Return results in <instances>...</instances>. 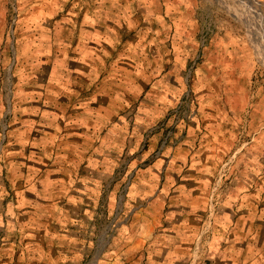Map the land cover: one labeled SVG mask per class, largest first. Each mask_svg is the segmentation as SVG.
Here are the masks:
<instances>
[{"label": "crops", "instance_id": "crops-1", "mask_svg": "<svg viewBox=\"0 0 264 264\" xmlns=\"http://www.w3.org/2000/svg\"><path fill=\"white\" fill-rule=\"evenodd\" d=\"M64 3L57 24L47 5L48 55L35 63L47 68L45 89L35 92L45 103L16 110L8 126L0 107V155L11 160L10 175L29 182L15 205L42 197L55 230L44 234L26 216L15 233L0 219V264L85 258L66 231L84 218L88 188L101 192L105 177L127 180L146 264H264V131L243 117L249 94L238 65L217 63L208 47L199 60L183 18L168 27L165 11L151 18L147 0ZM36 9L35 27L45 14ZM10 51L0 28V61ZM233 149L239 158L214 199ZM209 212L211 234L196 261Z\"/></svg>", "mask_w": 264, "mask_h": 264}, {"label": "rangeland", "instance_id": "rangeland-1", "mask_svg": "<svg viewBox=\"0 0 264 264\" xmlns=\"http://www.w3.org/2000/svg\"><path fill=\"white\" fill-rule=\"evenodd\" d=\"M64 1L66 2V0H0V14L2 12L6 14V24L0 23V28L5 32V41L9 43V48L11 46L7 63L0 61V107L7 111L4 121L6 126L14 122L16 110L24 114L27 112L25 110L30 111L32 102L35 104L38 100L45 103V99L35 98V92L45 89L47 68L43 63L44 70L43 68L38 70L35 63L36 60L39 62L46 60L48 55L43 42L47 37V27L52 23L46 19L47 5L53 2L54 21L57 24L68 11V4ZM147 1L151 18L154 15H162L163 11L167 13L168 27L174 25L177 17L183 18L185 27H189L191 39L196 40L198 44L196 50L199 60L203 58L202 54L208 47L212 49V58L217 63L229 61L233 66L238 65L241 74L246 77L249 94V104L243 117L248 124L253 125L252 127H259L264 131V0ZM37 7H42L44 10H40L45 14L35 27L31 24V19ZM185 43L189 44L188 42L183 44ZM21 108L23 111H20ZM235 149L225 158L226 161L233 156V162L219 190L229 181L234 171L233 167L239 158ZM8 161L11 160L2 153L0 219L16 233L23 229L20 224L26 216L33 217L39 223V231L49 235L55 229L50 227L48 213L45 212L48 204L42 197L33 201L25 199V205H15L19 195L29 187V182H21L19 177L17 179L10 175ZM222 165L218 169L214 183ZM98 181H102L103 190L100 192L94 187L88 188L83 198L86 213L81 215H84V218L81 216L75 223H71L66 231L70 233V249L80 252L81 255L85 253V258H70L67 260L68 264H146L147 260L143 258L146 246L138 240L141 237L138 234L140 228L138 224L133 227L130 220L133 212L128 205L127 180L119 179L115 185V181L112 183L109 177ZM16 222L20 224L14 226Z\"/></svg>", "mask_w": 264, "mask_h": 264}, {"label": "built area", "instance_id": "built-area-1", "mask_svg": "<svg viewBox=\"0 0 264 264\" xmlns=\"http://www.w3.org/2000/svg\"><path fill=\"white\" fill-rule=\"evenodd\" d=\"M232 162H233V156H231V158H228L223 163L222 168L219 170L218 176L214 183V199L217 192L219 191L223 179H225L230 172ZM212 220H213V212H209L208 217L205 220V224L201 231V234L195 244L194 259L196 261L199 260L204 254L205 244L208 242L212 230Z\"/></svg>", "mask_w": 264, "mask_h": 264}, {"label": "bare ground", "instance_id": "bare-ground-1", "mask_svg": "<svg viewBox=\"0 0 264 264\" xmlns=\"http://www.w3.org/2000/svg\"><path fill=\"white\" fill-rule=\"evenodd\" d=\"M239 2H240V0H239ZM239 2H237V3H239ZM240 5H241V3H239ZM241 14V13H240ZM256 38V37H255ZM256 40H257V43H259V40L256 38ZM259 45H260V43H259Z\"/></svg>", "mask_w": 264, "mask_h": 264}, {"label": "water", "instance_id": "water-1", "mask_svg": "<svg viewBox=\"0 0 264 264\" xmlns=\"http://www.w3.org/2000/svg\"><path fill=\"white\" fill-rule=\"evenodd\" d=\"M244 1L248 2V0H244Z\"/></svg>", "mask_w": 264, "mask_h": 264}]
</instances>
